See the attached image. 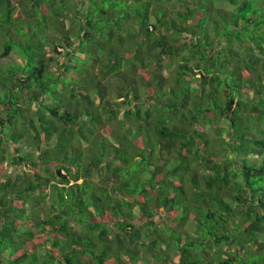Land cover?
Returning a JSON list of instances; mask_svg holds the SVG:
<instances>
[{
    "label": "trees",
    "instance_id": "16d2710c",
    "mask_svg": "<svg viewBox=\"0 0 264 264\" xmlns=\"http://www.w3.org/2000/svg\"><path fill=\"white\" fill-rule=\"evenodd\" d=\"M0 264H264V0H0Z\"/></svg>",
    "mask_w": 264,
    "mask_h": 264
},
{
    "label": "rangeland",
    "instance_id": "374dc122",
    "mask_svg": "<svg viewBox=\"0 0 264 264\" xmlns=\"http://www.w3.org/2000/svg\"><path fill=\"white\" fill-rule=\"evenodd\" d=\"M21 59H22V56H21L19 50H18L17 48H15V49L13 50L11 56H10V57H6V58H4L3 60H4L5 63H8V62H11V61H20ZM213 127H214V126H211V130H213ZM213 134L216 135L217 133H216L215 131H213ZM12 168H13V167H9L10 171H11V170L13 171ZM139 221H140V219H139ZM194 228H195V227L192 226L190 229H194ZM175 259H178V257H177L176 254H175Z\"/></svg>",
    "mask_w": 264,
    "mask_h": 264
}]
</instances>
